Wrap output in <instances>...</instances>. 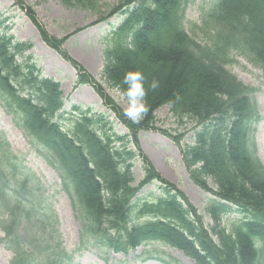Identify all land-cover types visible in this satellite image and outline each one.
Returning a JSON list of instances; mask_svg holds the SVG:
<instances>
[{
  "label": "trees",
  "instance_id": "obj_1",
  "mask_svg": "<svg viewBox=\"0 0 264 264\" xmlns=\"http://www.w3.org/2000/svg\"><path fill=\"white\" fill-rule=\"evenodd\" d=\"M13 1L44 44L75 69L77 84L91 86L127 130L126 135L116 134L103 115L88 108L62 112L58 83L25 56L30 46L9 34L8 18L0 13V102L30 146L58 173L80 220V248L91 245L126 256L144 247L142 261L165 263L156 249L146 250L158 244L181 252L193 264H263L264 167L253 143L259 115L253 89L225 66L230 52L239 51L264 77V0H216L201 17V30H209L206 46L183 31L182 7L188 0H119L109 16L121 13L125 18L107 37L102 72L114 88L124 87L122 78L129 70L143 72L146 88L158 83L155 90L148 89L149 111L139 123L126 118L100 85L61 51L64 40L49 36L30 8ZM63 1L91 9L100 0ZM162 106L195 124L193 144L182 151V162L191 181L213 197L204 210L208 226L138 153L137 135L157 131L154 113ZM137 156L143 161V177L134 185L131 169ZM19 166L0 133V229L5 248L13 254L10 264H72L52 227L48 233L51 213L35 204L39 182L21 174ZM154 182L159 195L139 198ZM22 223L28 228L25 241L19 233Z\"/></svg>",
  "mask_w": 264,
  "mask_h": 264
},
{
  "label": "rangeland",
  "instance_id": "obj_2",
  "mask_svg": "<svg viewBox=\"0 0 264 264\" xmlns=\"http://www.w3.org/2000/svg\"><path fill=\"white\" fill-rule=\"evenodd\" d=\"M214 1L188 0L183 7L184 30L201 46L210 45L209 30L203 31L199 27L202 26V13H205ZM21 2L23 7L33 11L49 36L64 40L61 44V51L90 75L113 103L123 111L124 102L120 99L116 88L106 82L102 72L103 52L106 48V40H109L107 37L123 19V16H109L119 0H100L94 3L91 9L70 5L63 0H21ZM0 13L4 18H8L9 34L16 41L27 43L30 46L25 56H31L44 77L58 83L64 100L62 112H69L72 107L91 109L93 113L104 116L113 132L118 135L127 134L113 113L103 105L95 90L89 85L77 84L75 69L55 50L44 44L26 13L16 7L13 0H0ZM246 58L247 56L239 51H231L229 63L225 69L240 83L254 91L253 100L260 118L254 127L255 151L264 167V78L260 70L249 63ZM194 125L189 118L177 119L167 106H162L154 113L153 128L157 131H141L137 135L138 153L145 157L162 179L182 193L202 217L204 224L208 226L210 220L204 210L210 196L191 181L182 162V151L193 144ZM161 131L177 137L178 142L162 134ZM0 133L8 144L12 156L17 158L18 163L20 162L19 172L33 175L39 182L40 195L35 204L45 207L51 213L48 233L52 227L58 237L60 250L71 255L72 264H193L179 251L158 244L149 245L146 250L156 249L165 263L153 259L142 261L143 259L140 258L144 247H139L126 256L109 250L101 251L98 247L91 245L79 248L81 247L78 239L81 228L80 220L70 198L63 189L58 173L43 154L30 146L28 137L15 126L13 118L6 114L1 102ZM129 149L134 150L131 144H129ZM142 165V159L139 156L135 157L131 169L134 185H137L143 177ZM209 185L215 189L213 184ZM159 193L157 183L154 182L147 185L138 197L154 198ZM233 216L235 215L229 218ZM226 220H228L227 217H224L223 224ZM27 232V226L22 223L19 233L23 241L26 240ZM25 248L30 249L29 246ZM12 256L13 254L5 248L4 234L0 229V264H10Z\"/></svg>",
  "mask_w": 264,
  "mask_h": 264
},
{
  "label": "clouds",
  "instance_id": "obj_3",
  "mask_svg": "<svg viewBox=\"0 0 264 264\" xmlns=\"http://www.w3.org/2000/svg\"><path fill=\"white\" fill-rule=\"evenodd\" d=\"M122 84L124 87L117 86L116 91L125 105L123 115L132 123H139L149 111L147 104L148 89L155 90L158 83L152 81L146 88L143 72L129 70L124 73Z\"/></svg>",
  "mask_w": 264,
  "mask_h": 264
}]
</instances>
